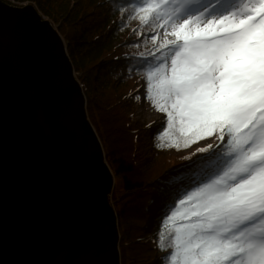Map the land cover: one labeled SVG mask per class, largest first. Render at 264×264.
<instances>
[{
    "label": "snow or ice",
    "instance_id": "obj_1",
    "mask_svg": "<svg viewBox=\"0 0 264 264\" xmlns=\"http://www.w3.org/2000/svg\"><path fill=\"white\" fill-rule=\"evenodd\" d=\"M133 3L142 24L165 30L146 98L184 147L222 142L197 149H214L198 158L213 163L164 209L177 225L171 264H264V0H123Z\"/></svg>",
    "mask_w": 264,
    "mask_h": 264
},
{
    "label": "water",
    "instance_id": "obj_2",
    "mask_svg": "<svg viewBox=\"0 0 264 264\" xmlns=\"http://www.w3.org/2000/svg\"><path fill=\"white\" fill-rule=\"evenodd\" d=\"M60 34L0 0V264H120L114 176Z\"/></svg>",
    "mask_w": 264,
    "mask_h": 264
},
{
    "label": "trees",
    "instance_id": "obj_3",
    "mask_svg": "<svg viewBox=\"0 0 264 264\" xmlns=\"http://www.w3.org/2000/svg\"><path fill=\"white\" fill-rule=\"evenodd\" d=\"M15 1L35 5L57 26L74 71L84 83L88 119L104 148L106 162L115 178L122 181L123 195L115 209L122 222L120 248H129L130 264H148L151 249L142 240L153 215L150 206L157 200L168 203L179 183L194 179L205 165L213 163L198 160L189 170L174 173L173 168L191 163L206 152L185 154L196 142L184 147L180 133L170 130L174 140L171 144L167 138L160 140L161 148L179 155H164L144 172L139 169L135 150L143 127L133 121L125 108L141 78L158 63L157 48L163 43V28L142 24L134 11L139 5L123 4V0ZM117 8L122 10L116 11ZM170 215V211L163 214L162 221ZM163 222L159 227L160 251L165 254L173 250L170 244L174 228Z\"/></svg>",
    "mask_w": 264,
    "mask_h": 264
},
{
    "label": "rangeland",
    "instance_id": "obj_4",
    "mask_svg": "<svg viewBox=\"0 0 264 264\" xmlns=\"http://www.w3.org/2000/svg\"><path fill=\"white\" fill-rule=\"evenodd\" d=\"M3 3L15 7V8H24L27 5L33 6L38 14L42 17L43 20L48 21L51 23L53 28L57 31V26L53 24L46 16L42 15V13L37 9V7L33 4H30L28 1L24 2H17L15 0H1ZM163 29V33H164ZM170 32V30H168ZM58 32V31H57ZM149 72V71H148ZM75 78L81 83L82 89L84 92V83L80 80L81 75L78 73H74ZM148 75V74H147ZM146 76H143L141 78V81L139 83V86L132 94V96L129 98L125 111L126 113H131L133 116V121L137 122L143 127V131L139 134V137L137 139V147L135 150V154L138 156V165L139 169L141 172H144L153 164L160 160L164 155L167 156H176L179 155V153L174 152L173 150H167L164 151L160 146V139L159 137L164 134L165 131H170L168 130L167 127V114L162 113L158 111L156 108L153 107L152 102L146 98L147 96V87H146ZM145 99V100H144ZM147 105L149 110H153L152 113L153 115L150 117L146 116L144 118L143 113H141V110H143V105ZM96 131V130H95ZM170 135L173 137V134L170 133ZM174 140V139H173ZM218 140V141H217ZM211 143L214 146V149L216 147H219L221 145V141L219 139H213L212 137H208L206 139L202 140H197L196 145L193 146L191 149L187 150L185 154H192L197 151L199 148H207L208 144ZM103 147V146H102ZM214 149H209L206 153L199 154L194 161L191 163L182 165L179 168H173L174 173H177L178 171L182 169L189 170L192 166H195L197 164V161L199 160L198 158L200 157H207L209 156ZM104 150V148H103ZM106 159V158H105ZM202 161H207V160H202ZM107 163V162H106ZM108 164V163H107ZM112 172V171H111ZM114 176V174H113ZM183 180V179H181ZM193 177H190L188 181L183 180L181 183L177 185V187H181L187 184H190L193 182ZM123 195V186H122V181L115 178L114 176V189L109 196V202L112 208L114 209L116 216V205ZM163 202V203H162ZM176 204H179V200L176 202ZM167 203L166 201L162 200H157L155 201L149 208V210L153 213V215H150L148 224L145 226L146 232H145V237L143 238L142 242L146 245H148L151 249V253L148 259V264H171L170 260V254L173 250L162 254L160 251V231L159 227H161V223L163 222L161 218L164 214V209L166 207ZM160 208V209H158ZM163 209V211H162ZM175 210V209H174ZM159 216V217H158ZM167 217L165 218V220ZM179 221H177L178 224ZM117 223H118V230H119V235L121 234V227H122V222L118 221L117 217ZM164 223V222H163ZM170 226H172L175 229L176 224H173L172 222H169ZM158 229V232L156 231ZM120 241H121V235H120ZM123 248L122 250L120 248V242H119V251H120V264H130V258H129V248ZM124 252V253H123ZM168 260V261H167ZM168 262V263H167Z\"/></svg>",
    "mask_w": 264,
    "mask_h": 264
},
{
    "label": "bare ground",
    "instance_id": "obj_5",
    "mask_svg": "<svg viewBox=\"0 0 264 264\" xmlns=\"http://www.w3.org/2000/svg\"><path fill=\"white\" fill-rule=\"evenodd\" d=\"M66 45V44H65ZM145 100V99H144ZM148 106L145 104V105H143V110H141V113H143V115H144V118L146 117V116H149L150 117V115L152 116L153 115V113H152V111L153 110H149L148 108H147ZM148 114H150V115H148ZM112 171V170H111ZM114 189V188H113ZM120 258H121V256H120Z\"/></svg>",
    "mask_w": 264,
    "mask_h": 264
},
{
    "label": "built area",
    "instance_id": "obj_6",
    "mask_svg": "<svg viewBox=\"0 0 264 264\" xmlns=\"http://www.w3.org/2000/svg\"><path fill=\"white\" fill-rule=\"evenodd\" d=\"M81 87H82V85H81Z\"/></svg>",
    "mask_w": 264,
    "mask_h": 264
}]
</instances>
